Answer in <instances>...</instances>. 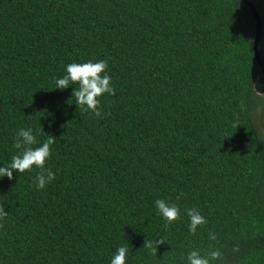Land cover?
Here are the masks:
<instances>
[{
  "label": "trees",
  "instance_id": "16d2710c",
  "mask_svg": "<svg viewBox=\"0 0 264 264\" xmlns=\"http://www.w3.org/2000/svg\"><path fill=\"white\" fill-rule=\"evenodd\" d=\"M251 1L264 26V0ZM255 25L243 0H0V167L19 129L33 147L56 138L43 189L35 166L0 177V264H110L121 246L126 264L210 249L222 252L212 264H264ZM259 50L264 63V30ZM89 60L108 61L115 89L99 118L78 108L75 85L55 83ZM158 199L179 219L158 214ZM191 208L207 221L195 234Z\"/></svg>",
  "mask_w": 264,
  "mask_h": 264
},
{
  "label": "clouds",
  "instance_id": "9594fccd",
  "mask_svg": "<svg viewBox=\"0 0 264 264\" xmlns=\"http://www.w3.org/2000/svg\"><path fill=\"white\" fill-rule=\"evenodd\" d=\"M107 60H99L93 62L91 60L84 63L73 62L66 66L65 75L58 78L56 88L66 89L70 85H75L72 96L78 108L84 111H91L96 117H101L102 109L100 108V99L105 93L115 95V89L111 86V77L107 74ZM56 138L48 136L47 139L37 147L36 137L33 135L32 129L21 128L15 136L13 147L18 153L11 157V162L7 166L0 167V177L7 176L9 180L13 179V170L23 173L26 170L31 171L35 166L42 171L35 177L37 189H43L47 183L55 179V174L49 169L46 174L43 171L47 159L51 155L50 146L55 143ZM182 195L179 194L177 199ZM155 206L160 214L169 224L179 219L180 210L175 204H169L165 200L158 199ZM189 217V231L195 234L198 226L207 223L204 216L196 208L187 209ZM8 215L4 207L0 206V220ZM209 239L215 240L216 235L209 233ZM166 238L155 241V248L152 241H145L143 247L156 252L157 245L164 244ZM233 251H239L238 246H234ZM128 248L121 246L116 250L110 264H126ZM222 257V252L218 249H210L206 256H202L199 250H192L187 255V264H212ZM183 259V256L181 257Z\"/></svg>",
  "mask_w": 264,
  "mask_h": 264
},
{
  "label": "water",
  "instance_id": "95a60500",
  "mask_svg": "<svg viewBox=\"0 0 264 264\" xmlns=\"http://www.w3.org/2000/svg\"><path fill=\"white\" fill-rule=\"evenodd\" d=\"M245 3L251 8L253 14L255 15L256 18V34H255V45H254V52L258 61L259 66L262 69V72L264 73V63L263 59L260 54L259 50V41L261 40L262 33H263V22L262 18L254 5V3L251 0H243Z\"/></svg>",
  "mask_w": 264,
  "mask_h": 264
},
{
  "label": "rangeland",
  "instance_id": "374dc122",
  "mask_svg": "<svg viewBox=\"0 0 264 264\" xmlns=\"http://www.w3.org/2000/svg\"><path fill=\"white\" fill-rule=\"evenodd\" d=\"M262 15L264 16V11H263ZM255 27H256V25H255ZM263 30H264V26H263ZM261 118H262V114L257 113V115L255 117V121H256V124L259 127V129L264 133V124L262 123Z\"/></svg>",
  "mask_w": 264,
  "mask_h": 264
},
{
  "label": "flooded vegetation",
  "instance_id": "af4514ba",
  "mask_svg": "<svg viewBox=\"0 0 264 264\" xmlns=\"http://www.w3.org/2000/svg\"><path fill=\"white\" fill-rule=\"evenodd\" d=\"M255 34H256V27H255ZM264 134V133H263Z\"/></svg>",
  "mask_w": 264,
  "mask_h": 264
}]
</instances>
